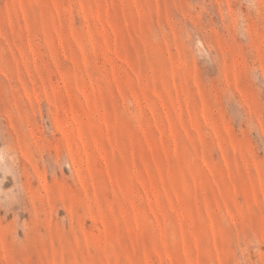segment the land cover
Here are the masks:
<instances>
[{
  "label": "rangeland",
  "instance_id": "1",
  "mask_svg": "<svg viewBox=\"0 0 264 264\" xmlns=\"http://www.w3.org/2000/svg\"><path fill=\"white\" fill-rule=\"evenodd\" d=\"M0 264H264V0H0Z\"/></svg>",
  "mask_w": 264,
  "mask_h": 264
}]
</instances>
